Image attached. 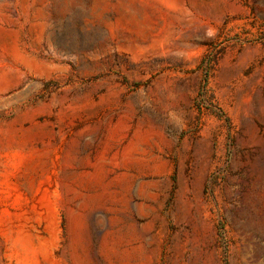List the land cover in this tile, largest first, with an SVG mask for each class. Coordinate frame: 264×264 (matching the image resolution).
Here are the masks:
<instances>
[{"label":"rangeland","instance_id":"obj_1","mask_svg":"<svg viewBox=\"0 0 264 264\" xmlns=\"http://www.w3.org/2000/svg\"><path fill=\"white\" fill-rule=\"evenodd\" d=\"M0 264H264V0H0Z\"/></svg>","mask_w":264,"mask_h":264}]
</instances>
